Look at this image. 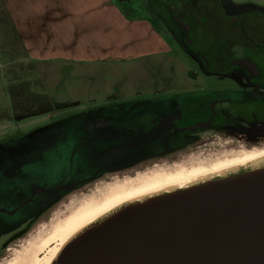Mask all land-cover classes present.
<instances>
[{
    "label": "rangeland",
    "instance_id": "obj_1",
    "mask_svg": "<svg viewBox=\"0 0 264 264\" xmlns=\"http://www.w3.org/2000/svg\"><path fill=\"white\" fill-rule=\"evenodd\" d=\"M112 1L123 20L111 26L105 22L84 25L79 33L72 32L70 37L78 38L73 42L61 41L54 28L45 40L38 25V56L29 55L23 39L0 34V264L30 259L52 226L82 201L101 198L111 183L167 169L172 162L182 165L172 168L190 170L209 167L241 151L264 148V89L251 92L247 100L249 96L242 91L253 87L230 64L232 57H245L264 73V0L198 1L208 5L206 21L213 33L198 27L195 38L200 39H193L189 48L171 19V0ZM192 9L195 16L202 10L197 5ZM202 42L208 54L191 52ZM72 44L76 49L70 50ZM64 47L69 48L68 55ZM225 97L232 102L230 107L250 102L256 123L239 122L235 130L210 131L207 144L163 156L156 165L141 163L103 171L49 211L42 209L45 191L62 176L89 175L99 160L119 154L123 145H115L125 143L134 134L133 128L145 126L136 122L158 112L150 101L176 98L198 103L208 98V104L217 108V101ZM100 119L109 120V125L98 126ZM74 151L76 157L70 161ZM29 197H33L31 202L12 211ZM56 245L50 243L37 260L42 262Z\"/></svg>",
    "mask_w": 264,
    "mask_h": 264
},
{
    "label": "water",
    "instance_id": "obj_2",
    "mask_svg": "<svg viewBox=\"0 0 264 264\" xmlns=\"http://www.w3.org/2000/svg\"><path fill=\"white\" fill-rule=\"evenodd\" d=\"M50 264H264V160L123 205Z\"/></svg>",
    "mask_w": 264,
    "mask_h": 264
},
{
    "label": "flooded vegetation",
    "instance_id": "obj_3",
    "mask_svg": "<svg viewBox=\"0 0 264 264\" xmlns=\"http://www.w3.org/2000/svg\"><path fill=\"white\" fill-rule=\"evenodd\" d=\"M163 1L168 3L170 0ZM171 1L173 2L174 10L172 9L170 11V16L178 29L179 36L185 47L189 48L187 44L190 46L194 41L193 39H196L197 42L200 39L195 38L196 29H198V27L204 32H208L209 30L210 33H213L211 32L213 27L206 21V9L208 5L202 6L198 4V1L204 0ZM167 5L169 6V4ZM193 5L202 8V10L198 9L196 16L192 9ZM190 16L191 18L189 19ZM198 18L203 21H198ZM231 30L234 29L232 28ZM232 33L234 32L232 31ZM204 38L205 39L202 40L208 41L207 36ZM203 44L202 42L201 46L198 45L195 49L191 50V52L193 51L197 53V55L208 54V48L204 49V46H202ZM217 50L219 51L220 48H217L216 51ZM218 51L217 57H220ZM247 60L248 59L245 57H232L230 59V64L244 74L251 83L253 87L252 91H242L243 94L249 96L247 100H250L252 93L258 94L260 88L264 89V73L258 66L251 64ZM201 100L202 101L198 103L194 102L195 104L186 101L181 102L176 98H170L169 102H164L162 100L150 101L148 104H150L152 109H157L158 112L154 116H149L142 121H137L136 123H142L145 126L141 129L133 128L132 132H134V134L127 137L125 143H120L121 145L114 144L119 147L123 145L121 152L109 160H99L100 164L89 175L82 174L73 177H68L67 175L62 176L55 185L45 191L47 195L45 199L46 204L42 209L44 211H49L67 197L70 191L78 189L93 181L97 178V175L103 171L129 169L141 163L156 165L155 161L163 156L171 155L175 152H185L207 144L208 140L206 141V139H208V132L210 131H223L225 129L235 130L239 122L248 125H254L256 123V121L253 120L255 112H253V107L250 102L246 104L243 102L242 104L244 105H241L242 107H238L237 105L235 107H230L232 102L230 103V100L225 97L223 100L217 101L220 103H218L219 105L217 104V108H215L211 102L208 104V98ZM96 123L98 126H104L109 125L110 122L106 119H100ZM90 148H86V151H89ZM105 152L106 151L103 150L102 153ZM75 155L76 152L74 151L69 155L68 159L72 161L73 158L75 159ZM172 163L173 165L169 167L182 166L181 164ZM36 188L41 190V187ZM32 199L33 197H29L28 199L22 200L19 206L12 209V211H17L26 203L31 202ZM31 225L32 224L21 231L27 230Z\"/></svg>",
    "mask_w": 264,
    "mask_h": 264
},
{
    "label": "bare ground",
    "instance_id": "obj_4",
    "mask_svg": "<svg viewBox=\"0 0 264 264\" xmlns=\"http://www.w3.org/2000/svg\"><path fill=\"white\" fill-rule=\"evenodd\" d=\"M261 153H264V148L247 152L241 151L230 155L229 157H232L230 159L227 157L221 159L220 157L218 159L221 160H216L209 167L190 170L172 167H170L171 169L158 168L142 174L135 173L134 177L111 183L105 187L101 198L82 201L77 208L72 210L73 212L52 226L50 232L36 244L30 259L14 264H50L61 247L70 239L119 207L142 201L148 196L184 188L192 183L213 178L238 168L249 167L264 160V155ZM52 242H57V245L50 249L47 258L39 262L37 254Z\"/></svg>",
    "mask_w": 264,
    "mask_h": 264
},
{
    "label": "crops",
    "instance_id": "obj_5",
    "mask_svg": "<svg viewBox=\"0 0 264 264\" xmlns=\"http://www.w3.org/2000/svg\"><path fill=\"white\" fill-rule=\"evenodd\" d=\"M117 13L118 9L112 0H0V34L23 39L30 51L29 55L38 56L36 39L38 25H42L41 32L45 40L53 35L51 31L54 28V31L61 35V41L73 42L78 38H71L72 32L79 33L78 31H81L84 25L93 26V24L105 22L111 26L120 18L123 20V16ZM125 20L126 17L124 22ZM122 24L123 22L119 23L120 27L124 26ZM0 39L3 40L1 36ZM89 40L92 39L89 38ZM49 41H51L50 38ZM62 49L66 51V55L70 53L69 48ZM74 49L76 48L72 44L70 50Z\"/></svg>",
    "mask_w": 264,
    "mask_h": 264
},
{
    "label": "snow or ice",
    "instance_id": "obj_6",
    "mask_svg": "<svg viewBox=\"0 0 264 264\" xmlns=\"http://www.w3.org/2000/svg\"><path fill=\"white\" fill-rule=\"evenodd\" d=\"M262 155H264V153H261Z\"/></svg>",
    "mask_w": 264,
    "mask_h": 264
},
{
    "label": "trees",
    "instance_id": "obj_7",
    "mask_svg": "<svg viewBox=\"0 0 264 264\" xmlns=\"http://www.w3.org/2000/svg\"><path fill=\"white\" fill-rule=\"evenodd\" d=\"M255 121V120H254ZM261 122V121H260ZM264 124V122H262Z\"/></svg>",
    "mask_w": 264,
    "mask_h": 264
}]
</instances>
